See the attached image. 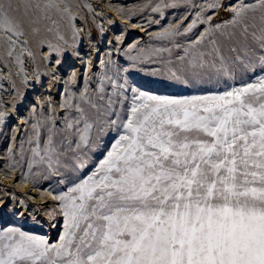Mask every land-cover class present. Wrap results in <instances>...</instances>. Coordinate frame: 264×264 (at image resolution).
I'll use <instances>...</instances> for the list:
<instances>
[{
	"label": "snow or ice",
	"instance_id": "obj_1",
	"mask_svg": "<svg viewBox=\"0 0 264 264\" xmlns=\"http://www.w3.org/2000/svg\"><path fill=\"white\" fill-rule=\"evenodd\" d=\"M205 5L153 7L161 18L163 9L189 12L153 33L162 45L146 59L156 58L170 81L216 90L150 94L106 69L95 90H66L62 117L53 110L31 123L18 158L8 149L13 180L46 194L47 215L62 216L63 228L55 242L0 228V264H264V0H238L222 23L206 15L221 0ZM34 8L0 0L11 45L24 35L14 13ZM53 8L70 15L55 0L42 10ZM248 73V82L229 85ZM53 177L57 188L38 187Z\"/></svg>",
	"mask_w": 264,
	"mask_h": 264
},
{
	"label": "rangeland",
	"instance_id": "obj_2",
	"mask_svg": "<svg viewBox=\"0 0 264 264\" xmlns=\"http://www.w3.org/2000/svg\"><path fill=\"white\" fill-rule=\"evenodd\" d=\"M93 1L99 2V5L101 4L102 6L104 4V0ZM110 2L116 5L115 7L118 9V12H113V15L118 20L126 19V22H124L126 27L122 30L119 24L113 26L110 35H108L110 49L104 54L103 58L105 62L103 65L98 64L91 68L82 69L79 66L77 55H74L70 66H67L64 70L63 68L59 69L58 78L64 77L67 85L61 90L62 92L64 91L61 96L59 94L61 93L59 91L60 85L54 80L51 84V90L46 92L41 82L36 84L35 87L38 94L36 98L33 90L23 82L21 77L11 73L15 93L8 92L4 95L0 93V111L4 110L8 114L6 121L0 128V172H3L1 176H5L4 173L9 172L7 168L9 162L8 149L13 148L14 152L17 153L16 158H18L21 142H26L28 136L31 134V123L42 117H46L53 110L62 117L64 113L60 109V104L65 99L66 90L67 94L78 95L84 89L86 83L91 90H95L99 76L106 69L109 70V74L118 72L120 75L119 82L122 83L124 79H127L130 87H137L150 94L183 95L195 94L198 89L202 90L204 88L216 90L212 85H202L198 86V88H193L170 81L163 74L162 65L156 58L146 59V54L150 49L162 45V42L153 39V33L162 30L169 24L178 23L184 15L188 14V8L180 6L163 9L164 15L161 18L159 12L152 11V8L156 7L161 0H110ZM194 2L199 5H205V0H194ZM237 2L238 0H221L224 7L219 9L220 13H216V9H214L206 12V15L213 16L215 23H222L230 18L227 7ZM246 2H252V0H246ZM76 3L79 8L78 10L82 11L85 18L86 30L91 33L94 44H98L97 47L100 48L101 34L99 29L95 26L90 27L91 16L86 9V5L79 1ZM120 15H126V17L123 18ZM41 18L44 19V22H39L38 29H35V31L34 27H24V37L30 43L33 42L32 40L38 41L34 37V34L40 31L41 35L43 33L46 35V40L51 45H59L60 40L55 37V33L52 30L54 26L48 25L47 18L43 15ZM156 21H159V23H156ZM188 22H190V19L185 24ZM117 37L120 39L117 40ZM31 45L35 58L39 63L38 65H40V70L43 73L47 68V61L43 57L45 48L40 46L39 49L42 48L40 51L33 44ZM133 45H135V48L132 47ZM141 49L144 50V53H141ZM102 51L103 49L98 50V53H95L94 57L97 58L101 55ZM67 52H70V50L67 49ZM129 57H137V59L132 60ZM157 69H161V71L157 75H152L151 73ZM73 72L76 73L74 83L70 82L73 80ZM251 76V73L246 74L243 81H248ZM252 78L254 79V77ZM243 81L238 76L236 80L229 81L228 83L234 82L238 86ZM128 95H131V93L129 92ZM5 104L6 106H4ZM26 121L28 123H25ZM113 135L109 134L104 138L106 145L110 146L108 142L111 141ZM25 148H27L26 143ZM100 158H102L100 152L94 154V160L98 161ZM14 176H17V172L13 171L4 177L6 181L0 178V228L18 227L23 231L45 236L50 242H55L63 228L62 216L57 215L55 218H47L43 214L44 210L40 207L41 204H38L29 197V189H22L18 182L13 180ZM38 186L42 189L49 186L57 188V178L53 177L49 181H42ZM17 198L25 201L26 212L23 213L21 208L19 209L20 203L17 202ZM32 207H35L34 209L37 210L32 211ZM48 207L49 211L53 206L50 205Z\"/></svg>",
	"mask_w": 264,
	"mask_h": 264
},
{
	"label": "bare ground",
	"instance_id": "obj_3",
	"mask_svg": "<svg viewBox=\"0 0 264 264\" xmlns=\"http://www.w3.org/2000/svg\"><path fill=\"white\" fill-rule=\"evenodd\" d=\"M77 1L86 5V9L89 11V15L91 16L90 27L95 26L100 31V48L97 47L98 44H94L91 33L86 30L85 18L83 17L82 11L78 10L79 8L77 7ZM11 2L13 5H15L18 2L26 3L28 0H11ZM46 2L47 0H31L32 4H38L40 5V8H34L31 10L29 16L23 15V9L17 13H14V15L23 21V29L24 27H34L33 29H38L39 22H44V19L41 18L43 15L47 18V24L51 27L54 26L52 30L55 33V37L60 40V44L51 45L49 41L46 40V35L44 33L41 35V32L39 31L34 34V37L38 39L39 42L32 40L33 42L30 43L23 35L17 40L16 45L13 46L7 39V35L2 30H0V93H2V95L8 92L15 93L11 75V73H13L14 75L20 76L23 82L33 90L36 98L38 95L37 88L35 87L36 84L41 82V84L44 85L43 87L45 90H43L46 92L51 90V84L54 82V80L60 85L59 91L61 93L59 94L61 96L64 92L61 90L67 85L66 79L64 77L58 78L60 73L59 69L63 68L64 70L67 66H70L74 55H77L76 57L79 59V66L82 69L94 67V65L101 64V61L105 62L103 57L104 54H106L110 49V39L108 35H110L113 26L119 24V27L122 30H124L126 27L124 24L126 19L118 20L113 15V12H118V9L115 7L116 5L110 2V0H104L103 6L101 4L99 5V2H94L93 0H55L60 9L65 7L68 8L70 15L55 8L47 11L42 10ZM216 13H220V10L216 9ZM120 16L123 18L126 17V15ZM60 37H63V39H60ZM13 39H15V37H13ZM24 41H27V44H25ZM31 44H33L38 49L40 46L45 48L43 57L47 61V68L43 73L41 72L40 65H38L39 63L32 51ZM41 49L39 50L41 51ZM67 49L70 50V52H67ZM100 49H103L101 55H99L97 58L94 57V54L98 53V50ZM9 52H11L12 55H9ZM29 53H31V55H29ZM57 61H59V63H57ZM8 65H10V67H8ZM243 82L248 81L245 80ZM229 85L237 86L234 82H231ZM4 106H6V104ZM2 111L4 112V110ZM7 117L8 114L6 113L4 119L0 120V128L3 126ZM2 173L3 172H0V178L1 180L3 179V181H6V179H4L5 176H1ZM20 187L22 189H29V197L38 204H41L40 207L44 210V212L42 210L43 214L49 218L47 212L49 208L48 206H53L52 200L50 198L42 200V195L46 194H43L42 191L38 192L29 188L27 184L20 185ZM40 189L42 190V188ZM21 201H23V199L21 200L17 198V202L20 203L19 209L21 208L22 212L24 213L27 211V207L25 205V201H23V204ZM32 208V211L37 210L34 209L35 207Z\"/></svg>",
	"mask_w": 264,
	"mask_h": 264
}]
</instances>
